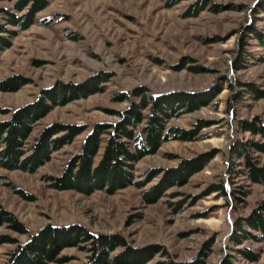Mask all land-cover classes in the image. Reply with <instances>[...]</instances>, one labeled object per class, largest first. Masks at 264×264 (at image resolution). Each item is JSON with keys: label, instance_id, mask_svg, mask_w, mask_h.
Returning a JSON list of instances; mask_svg holds the SVG:
<instances>
[{"label": "rangeland", "instance_id": "1", "mask_svg": "<svg viewBox=\"0 0 264 264\" xmlns=\"http://www.w3.org/2000/svg\"><path fill=\"white\" fill-rule=\"evenodd\" d=\"M263 1L49 0L32 26L15 27L17 35L0 53V82L21 76L27 83L17 91H0V121L11 117L8 109L35 102L58 82L79 86L98 75L108 79L100 84L103 90L54 107L32 126L30 142L51 124L83 126L71 143L52 151L33 171L0 167V208L28 230L22 234L7 223L0 225V236L16 240L0 245V264H8L18 245L42 227L73 223L123 236L134 252L152 254L145 264H264V243L249 240L236 246L230 240L235 220L264 200V185L234 174L241 168L231 158L235 140H260L241 123L256 117L264 123V98L256 99L248 90L250 85L264 90V48L250 31L256 27L264 32ZM12 6L0 0V8ZM216 86L222 90L212 102L168 122L188 130L199 121L210 125L194 140L170 139L133 162L132 184L90 194L52 186L93 127L118 121L119 112L139 102L140 89L161 96ZM104 146L105 140L95 164ZM254 155L264 164V153ZM185 160L205 166L172 182L156 198L146 196ZM220 183L225 193L210 191ZM242 187L249 193L240 202L234 192ZM243 246L253 248L260 259L240 256L235 249ZM123 249L116 248L111 257ZM91 255L69 246L57 257L69 258L67 262L49 264H86Z\"/></svg>", "mask_w": 264, "mask_h": 264}, {"label": "trees", "instance_id": "2", "mask_svg": "<svg viewBox=\"0 0 264 264\" xmlns=\"http://www.w3.org/2000/svg\"><path fill=\"white\" fill-rule=\"evenodd\" d=\"M8 1L13 2L12 8H0V53L11 45L10 39L17 35L15 27L21 30L28 29L36 22L37 14L49 4V0ZM260 8L264 11V1ZM250 31L264 48V32L256 27H252ZM106 76H95L79 86L58 82L52 88L43 90L35 102L15 110L8 109L6 112H11V117L0 121V167L33 171L49 160L52 151L71 143L83 132V126L51 124L42 129L30 142L32 126L54 107L87 96L90 92L103 90L100 84L108 79ZM26 83L27 80L21 76L10 77L0 82V91H17ZM221 90L220 86H216L200 93L148 96L140 89L136 93L139 102L133 101L128 109L119 112L118 121L97 123L93 127L85 138L80 153L69 162L60 177L54 178L52 186L61 190L75 189L90 194L98 189L113 191L132 184L133 162L157 152L161 144L170 139L194 140L202 128L210 125L208 122L199 121L194 128L188 130L169 127V120L181 112H192L201 105L209 104ZM248 90L256 99L264 98V90L252 85ZM148 108L150 111L145 114L143 111ZM241 128L259 136L260 140L234 141L231 158L233 165L235 159L239 161L241 169H236L233 173L247 176L251 183L264 185V164L254 155L255 152L264 153V123L256 117L253 122L243 121ZM62 131H65L63 135L56 136ZM105 134L107 138L104 139V150L99 162L95 164L94 160ZM211 158L212 155H209L205 160L209 161ZM202 164L194 160L183 161L177 168L169 170V175L161 187L153 189L146 196L156 198L160 192L162 193V189L172 182L187 178L188 175L201 170L205 166ZM135 184L142 186L143 183ZM242 188L235 189L234 192L235 199L240 202H243L249 193L247 187ZM210 191L225 193L226 190L220 183L211 187ZM4 223L19 233H28L15 216L0 208V225ZM230 240L236 246L249 240L264 243V200L258 203L249 215L235 220ZM7 242L16 240L0 236V245ZM69 246L91 252L90 260L86 264H145L152 258L149 251L134 252L119 234L96 233L83 224L73 223L42 227L32 234L26 243L18 245L8 264H49L56 260L65 263L69 258L57 257L61 250ZM118 247L124 248L122 253L112 258L110 253ZM235 250L250 261L260 259V255L249 246Z\"/></svg>", "mask_w": 264, "mask_h": 264}]
</instances>
